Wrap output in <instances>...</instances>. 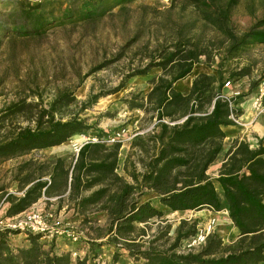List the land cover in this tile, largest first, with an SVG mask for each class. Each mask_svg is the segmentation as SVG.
I'll use <instances>...</instances> for the list:
<instances>
[{
	"label": "trees",
	"instance_id": "obj_1",
	"mask_svg": "<svg viewBox=\"0 0 264 264\" xmlns=\"http://www.w3.org/2000/svg\"><path fill=\"white\" fill-rule=\"evenodd\" d=\"M239 1L170 0L167 11L178 9L181 15L189 9L192 18L176 21L167 41L158 43L146 55V63L126 73L114 89L119 90L136 75L148 76L151 84L148 92H131L129 97H122L129 109L150 114L155 129L146 137H134L130 144L136 158L128 154L123 166L130 181L117 173L122 143H110L97 135L98 140L83 142L68 164L61 156L44 161L23 159L12 176L22 194L3 192L4 188L0 187L3 201L9 204L6 216L27 210L39 199L47 206L55 197L57 209L62 207L64 198L74 202V213L88 229L83 237L85 241L79 246L81 249L88 245L87 252L84 257H77L74 264H90V257H96L97 249L103 245L114 248L107 262L111 264L120 262L123 255L136 264H260L264 261V145L261 142L264 135L255 147L234 138L217 175L207 173L222 150L226 136L223 127L236 125L234 118L241 114L236 108L237 98L223 95L224 83L250 77L259 60L246 55L251 48L264 46V15L242 31L235 28L232 15ZM2 2L14 6L13 11L20 18L9 25L0 11V47L5 36L25 28L23 23L16 22L34 15L41 17V3ZM126 2L115 0L114 5L121 9ZM102 13L100 3L67 18L75 16L80 21H91ZM198 22L211 29L213 35L202 37L191 33ZM34 26L33 30L39 31L44 24L35 22ZM201 57L208 67L217 58L214 73L195 75L186 94L175 90L173 84L190 76ZM246 58L248 61L240 64ZM232 61H236L235 65L229 67ZM103 66L98 65L92 71ZM154 67L160 68L159 75H148ZM262 78L264 75L252 79L249 88L256 87ZM103 95L90 92L80 102L79 111L73 113L64 111L76 102L73 92L68 90L57 93L46 107L38 108L39 103H26L24 99L1 107L0 164L34 150L52 148L87 132L92 125L80 112ZM262 101L264 104V95ZM17 116L34 125L15 124ZM147 194L151 196L143 199ZM206 208L215 212L226 209L238 235L225 242L213 230L203 243L187 248L189 239L198 232L196 218L180 219L171 234V224L166 219L163 225L153 221L166 213ZM96 212L105 215L103 224L92 215ZM151 226L155 229L153 233L149 232ZM21 233L26 234L24 245L21 239H15ZM96 259L92 258L93 264ZM0 264L72 262L70 252L54 250V239L48 240L41 233L3 228L0 229Z\"/></svg>",
	"mask_w": 264,
	"mask_h": 264
},
{
	"label": "rangeland",
	"instance_id": "obj_2",
	"mask_svg": "<svg viewBox=\"0 0 264 264\" xmlns=\"http://www.w3.org/2000/svg\"><path fill=\"white\" fill-rule=\"evenodd\" d=\"M97 1L45 0L41 3L40 18L34 15L23 22L17 20L16 23L18 25L23 23L25 28L20 33L5 36L0 47V108L22 99L26 103H39L38 108L46 107L57 93L68 90L73 92L76 102L65 108L64 111L73 113L79 111L80 102L85 100L90 92L104 93L94 105L80 112V115L86 118L87 123L92 125V128L83 134L85 138L81 143L93 140V138H97V135L106 140L111 136H116V133L119 132L118 141L122 143L121 151H128L132 158H136L130 144L134 137L139 135L146 137L155 131L153 129L154 120L151 119L150 114H145L139 109H129L122 97H129L131 92H147L151 84L147 81L148 76L136 75L129 78L119 90L114 91V89L126 73L146 63V55L152 53L151 50H154L158 43L167 41L165 39L169 37L168 32L175 27L176 21L190 20L192 13L189 9L181 15L178 14V9L167 11L166 8L169 6L170 0H126L128 2L121 9L114 5L115 0H102L100 3L103 13L100 17L91 21H80L75 16L71 19L67 18L70 14L77 15L87 7L98 6L100 3ZM14 8L9 3L0 0V11L10 23L9 25H12L14 19L20 18L19 15H15ZM263 15L264 0H240L233 12L232 22L237 30L242 31ZM35 22H42L44 27H41L39 31H34ZM26 30L27 32H25ZM190 32L198 33L202 37L213 35V31L205 28L200 22ZM261 48L253 47L246 55L248 58L259 60L253 68L251 76H244L235 81L231 80L230 86H223L222 89L223 95L228 97L232 90L239 92L235 98H237L236 108L241 114L237 117L236 125L238 126L236 128L249 129L250 133L245 135L251 143L258 142L259 137L256 133L263 130L264 104L262 97L264 94H261L262 91L264 92L263 78L256 87L249 88L252 79H258L259 76L264 75V46ZM117 57L119 58L117 59ZM201 61L203 63L200 64L204 65L205 58L201 57ZM247 61V58L242 59L240 64ZM216 62L217 58L215 57L212 67H209L211 74L214 73ZM235 62H230L229 67H233ZM98 65L105 66L92 71ZM159 72L160 68L154 67L148 72V75H157ZM68 117L69 115L64 119ZM14 122L22 126L34 125L33 122L27 121L21 116H17ZM99 132L101 133L99 134ZM69 144L62 143L52 148L34 150L29 154L17 157V160L35 158L44 161L61 156L68 164L76 153L75 148ZM208 172L211 174L213 171L209 170ZM3 176L1 177L2 181L0 179V187L4 188L3 192L20 196L22 191L18 189L17 183L11 180L7 181L6 172L3 173ZM149 196L151 194L142 196V198ZM39 201L34 207L41 212H50L52 214L50 218L56 223V227H73L81 233L77 241H72L65 234L53 238L54 240L64 237L69 242L78 245L85 241L83 237L87 235L88 229L82 226L73 214L61 213V210L59 211L56 206H50L52 210L48 211L49 205L45 204L42 208L40 204L43 200ZM4 203L7 202L3 201L0 193V210ZM213 216L216 218L214 230L224 239L233 236L230 233L236 230L224 210L208 212L207 209H203L198 214L190 211L166 213L161 218H154L153 221L163 225L166 219L171 224V234L182 218H196L197 226L201 228ZM6 217L0 214L1 219ZM98 223L103 224L104 222L100 219ZM154 231V226H151L149 232L153 233ZM183 244L184 242L182 246ZM79 250V247H75L69 251L72 264L77 257L82 255ZM113 250L111 245L100 246L97 249L98 255L90 257L89 263L93 264L92 258H97L94 264L98 261L99 264H111L107 262ZM116 264L136 263L123 255L122 260Z\"/></svg>",
	"mask_w": 264,
	"mask_h": 264
},
{
	"label": "crops",
	"instance_id": "obj_3",
	"mask_svg": "<svg viewBox=\"0 0 264 264\" xmlns=\"http://www.w3.org/2000/svg\"><path fill=\"white\" fill-rule=\"evenodd\" d=\"M201 61V60H200ZM200 63H203V61L199 62V63H196L194 66H193V69H192V73L190 76L184 78V79H181V80H178L176 81L174 84H173V87L175 90L177 91H180L182 92L183 94H186L189 92V89H190V86H191V80L192 78L197 75L198 73L200 72H205V73H208V74H211L209 72V67L208 66H205V64H200ZM211 71V70H210ZM160 73V72H159ZM159 73L157 75H159ZM155 75V76H157ZM151 88V86H150ZM150 90V89H149ZM148 90V91H149ZM147 91V92H148ZM262 122H263V130L262 132H259V133H256L259 137V139H261L264 135V118H262ZM236 126L238 125H228V126H225L223 127V130L225 131V138L223 140V144H222V150L221 152L218 154L217 158L214 160V162H212L208 169H207V173L210 174L208 171L209 170H212L213 172L210 174L212 176H215L217 175V171H218V168L220 166V163L222 162L223 158H224V155L226 153V151L228 150V147L230 146V143L231 141L234 139V138H238V139H243L245 141H247L249 143V145L251 147H255L258 145V142L256 141V143H251L250 140L247 138V136L245 134H249L250 133V130L247 129V128H243V129H238L236 128ZM262 144L264 145V138H262L261 140ZM82 144V143H81ZM80 144V145H81ZM79 145V146H80ZM46 149V148H45ZM122 149H120L119 151V160H118V167H117V173L120 174V175H124L127 180L130 181V178H128L126 175H125V172L123 170V166H124V161H125V158L126 156L128 155V151H121ZM76 154V153H75ZM123 154V155H122ZM18 158L15 157V158H10V159H7L5 160L4 162H2L0 164V179L1 177L3 176V173L6 172V180L7 181H13L12 180V176L13 174L15 173V170H16V166L22 161L20 160H17ZM4 177V176H3ZM2 181V179H1ZM8 193V192H7ZM4 198V197H3ZM2 198V199H3ZM41 200V199H39ZM38 200V201H39ZM51 200H54L53 202L54 203H51L49 204V209H47L48 211L52 210L50 208L51 207H54L56 206L57 202L55 201V197L51 198ZM38 201L36 203H34L31 207H34L35 205L38 204ZM40 202V201H39ZM61 208L58 209L59 211L61 210V213L65 212V214H73L75 216V219L79 220V218H77V214L74 213V202H68L66 198L63 199V201L61 202ZM9 204L8 203H4L1 210H0V214H3L6 216V210L8 208ZM42 206V208L45 206V202L42 201L41 204H40V207ZM30 207V208H31ZM207 209V208H206ZM203 210V209H202ZM202 210H198V211H190V212H193L195 214H198V212L202 211ZM224 210V213L228 214L227 210L226 209H223ZM208 212H215L211 209H207ZM185 212V211H184ZM218 212V211H216ZM174 213H183V211H177V212H174ZM93 216L99 218V220L101 219L102 222H105V215L101 212H96V213H93L92 214ZM234 230L236 231H232L230 233V235H233V236H229L227 239H224L225 242H229L230 240H233L237 235H238V231L237 229L233 226ZM233 230V229H232ZM23 235V237L21 238L20 236ZM25 236L26 234L25 233H21L17 236H15V239H21V244L24 245L27 243V240L25 239ZM64 237L62 238H58L57 240H54V250L57 252V253H62V252H69L71 249H74L75 247H79L80 245L78 244H74V243H71L68 241V239H66V241H64ZM87 249H88V245L87 246H84L82 247L79 252L80 254V257H84L85 256V253L87 252ZM260 264H264V261H262Z\"/></svg>",
	"mask_w": 264,
	"mask_h": 264
},
{
	"label": "built area",
	"instance_id": "obj_4",
	"mask_svg": "<svg viewBox=\"0 0 264 264\" xmlns=\"http://www.w3.org/2000/svg\"><path fill=\"white\" fill-rule=\"evenodd\" d=\"M34 3H42L45 0H28ZM264 80V78H263ZM230 81H226L224 83V87H229ZM239 94L238 91L232 90L230 92L229 97H235V95ZM261 94H264L262 91ZM236 122L237 118H234ZM120 133L117 132L116 136H111L106 139L107 142L113 143L118 141ZM93 140H98L97 138H93ZM79 147V146H78ZM78 147L75 148L76 152L78 151ZM52 214L50 212H41L37 208H28L27 210L18 213L11 217H6L4 219L0 218V229L9 228V229H18L20 231H31L34 233H41L43 237L46 239L52 240L62 234L68 236L72 241H77L81 233L75 230L73 227H56V223L52 221L50 218ZM216 224V218L211 217L205 226L199 227L198 232L195 236L191 237L186 244L187 248L195 247L204 242L206 235L214 230ZM99 262V261H98ZM97 262V264H99Z\"/></svg>",
	"mask_w": 264,
	"mask_h": 264
},
{
	"label": "bare ground",
	"instance_id": "obj_5",
	"mask_svg": "<svg viewBox=\"0 0 264 264\" xmlns=\"http://www.w3.org/2000/svg\"><path fill=\"white\" fill-rule=\"evenodd\" d=\"M254 130V129H253ZM85 138V136L83 137V134H76L73 137L70 138V140H68L67 142L63 143V144H67L70 143L69 145H72L74 148H77L78 145L81 143V141Z\"/></svg>",
	"mask_w": 264,
	"mask_h": 264
},
{
	"label": "water",
	"instance_id": "obj_6",
	"mask_svg": "<svg viewBox=\"0 0 264 264\" xmlns=\"http://www.w3.org/2000/svg\"><path fill=\"white\" fill-rule=\"evenodd\" d=\"M80 146H81V145H80ZM80 146H79V147H80ZM79 147H78V149H79Z\"/></svg>",
	"mask_w": 264,
	"mask_h": 264
}]
</instances>
